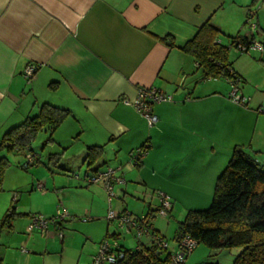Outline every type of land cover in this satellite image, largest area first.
<instances>
[{
    "label": "crops",
    "instance_id": "0c3cea01",
    "mask_svg": "<svg viewBox=\"0 0 264 264\" xmlns=\"http://www.w3.org/2000/svg\"><path fill=\"white\" fill-rule=\"evenodd\" d=\"M236 1L0 0V140L34 116L41 104L48 103L71 112L54 131V142L64 150L72 144L67 140L77 142L78 151L69 156L84 160L88 146L103 147L102 157L90 170L127 162L128 152L148 142L150 147L141 163L125 167V183L139 180L164 190L168 162L183 157L192 158L199 167L213 161L211 171L191 175L194 191L207 183L213 185L223 170L216 147L223 139L221 135L226 136L228 149L244 144L239 139L243 134L239 113L243 112L241 124H245V113L251 115L255 108L264 107V92L253 94L254 110L239 107L228 99L229 87L221 81L225 78H204V70L179 46L192 40L207 21L223 33L227 9L231 13L238 10V20L245 23L250 0ZM257 25L264 31L259 20ZM239 35L238 31L230 38ZM166 36L174 45L161 40ZM256 52L264 54V50ZM230 62L232 70L247 82L244 69ZM31 63L38 68L27 82L23 70ZM254 86L258 90L260 85L256 81ZM140 87H154L172 97V101L152 104L157 122L151 126L122 100L134 98ZM259 117L254 116L249 146L264 155V124L258 126ZM206 144H210L209 151ZM261 155L257 159L264 163ZM159 158L165 163L163 171L157 164ZM52 164L48 173L36 180L30 177L25 184L9 185V168L6 170L0 191V219L12 205L14 193L17 200L10 224L0 228V264H90L106 236L118 234L111 229L113 220H105L109 204L102 188L64 192V186L72 181L60 180L63 173L56 169L63 166L57 161ZM180 174L190 175L187 171ZM157 176H162L159 182L149 180ZM122 186L115 188L116 193L121 188L138 192L135 185ZM74 194L86 197L87 204L74 202ZM130 204L124 205L129 208ZM60 206L69 216L90 219L66 220L62 238L54 225L25 232L31 213L52 216ZM21 246L28 251L20 252Z\"/></svg>",
    "mask_w": 264,
    "mask_h": 264
},
{
    "label": "trees",
    "instance_id": "16d2710c",
    "mask_svg": "<svg viewBox=\"0 0 264 264\" xmlns=\"http://www.w3.org/2000/svg\"><path fill=\"white\" fill-rule=\"evenodd\" d=\"M255 1L257 0H253ZM246 17L245 22L250 18L249 10ZM220 33L219 28L207 21L192 40L179 46L181 51L192 56L204 70V78L227 79L236 74L231 68L230 48L237 38L244 39V36L233 37L229 45H224L217 41ZM161 40L174 45L172 38L168 36ZM70 114L68 109L43 103L34 116L4 134L0 140V191L3 189L6 170L10 166L5 153L31 151V143L46 128L49 131L47 141L52 142V134ZM257 154L258 151H254V154L247 152L242 145L233 147L227 164L216 177L209 206L191 209L178 221L176 241L189 235L197 244L204 243L211 249L223 250L236 246L240 251L231 264H264V163L258 161ZM56 155L51 154L55 162L60 158L59 154ZM102 155V146H88L84 157L88 169ZM33 161L34 157L31 164ZM28 166L24 164L23 167ZM13 204L0 219V228L10 224L15 206ZM146 215L150 216L151 213ZM108 237L118 239L119 234L106 236ZM121 247L124 257L115 264H179L172 260L170 252L158 253L154 247Z\"/></svg>",
    "mask_w": 264,
    "mask_h": 264
},
{
    "label": "rangeland",
    "instance_id": "374dc122",
    "mask_svg": "<svg viewBox=\"0 0 264 264\" xmlns=\"http://www.w3.org/2000/svg\"><path fill=\"white\" fill-rule=\"evenodd\" d=\"M229 1L230 0H228V2ZM248 5H249L248 9L251 12L252 16L245 23H243L242 21L244 19L238 20L239 12L236 9H232V13L228 12L229 9H227L226 16L224 13V17H223L224 22L221 26L223 33H220L219 36V40L222 44L229 45L231 41L230 37L234 36L238 31L241 34V36H244L246 34H251L252 32L249 26L250 23L257 24V21L259 20L260 25L264 26V0H257L255 2H253V0H250ZM262 34H264V31L260 30L259 26L257 25V27L253 31L254 38L260 41H264L262 40ZM229 59L233 61L234 65L237 66V68L239 69L241 68L242 70L244 69V71L248 75L245 76V78L248 79L247 82H244L242 77L240 76L241 79L236 85L239 89V92L240 93L242 92L246 98H249V100L247 102V105H240V104H236V105H238L241 108H252L254 110V107H256V105L254 106V101H256V98H253V94L257 92H264V65H261L262 61H264V54H260V52H256V51H250L248 53L246 52L239 53L236 52L234 48L231 47ZM224 80L228 83V85L225 81L221 79V81L224 82V84L229 87L228 89L229 90L228 96H229L231 90L233 89V84L227 79ZM256 81L260 85L258 90H256L254 86ZM259 108L264 109V107L255 108V111H253L254 114L252 113L251 115L244 112L246 114L244 115L245 124H241L240 115L243 112L240 111L239 113V120H240L239 127L241 126L243 127L242 130L243 134L239 136V139L240 141H244L243 142L244 144L239 143L238 145L239 146L242 145V147H244V149L247 152H252V154H254V150L251 149V147L249 146V141L253 133L252 129L254 124V116L255 115L260 116L258 120V124H259L258 126L264 124V120H262V118H264V112L258 111ZM48 136H49V131L46 128L43 131H41L38 134V136L35 138V140L31 143V148H32L31 151L27 150L26 152L14 151L12 153H5L6 157L10 162V167H8L9 168L8 172H10V175H8L9 185H16V183L25 184L27 183L26 180H29L30 177L31 178L34 177L35 180L39 179L38 176L46 172L48 173L49 166H52L53 165L52 163H55V159L51 157V154L55 156H57L56 154H59L60 158L57 161V163H59V165H62L63 167L62 169L57 168L56 170L63 173V176L60 177V180L62 181L67 180L69 182L72 181V183H70L69 185L64 186V188L62 189L64 192L65 191L76 192L75 190L80 191L82 188H88L90 186H100L104 192L107 201L105 190L103 189L101 184H88L86 182L85 173L87 171H92L88 169L87 161L83 159L79 160V158H75L73 155H72L73 157L69 156V154H74L76 153V151H78L77 142L75 143L74 139L67 140L68 141L67 143L72 142V144L69 146V148H66V150H64L63 147H59L58 144L54 142L55 141L54 133L51 136L53 139L52 142L47 141ZM221 136L223 138L222 141L220 142V144L216 145L217 149H219V156L221 158L220 160L222 163L220 170H222L225 167L232 153V148L228 149L227 147L228 145H226V141H227L226 136L225 135H221ZM206 146H207L206 147L207 151H209L210 144H206ZM64 152L67 153L64 155L63 154ZM28 153L34 154V161L31 165L25 168L23 166L27 161L26 155ZM128 153L126 154L127 156L125 158L127 162L122 163L123 173H125L126 170L125 167L127 166L134 167L131 166ZM260 155L261 154H257V156L259 157ZM175 156H177V153L175 154ZM144 157H146V155L143 156L142 159ZM215 161H219V158L216 157ZM119 163L120 162H116V164L113 165H117ZM157 164H160L159 167L164 168L165 163L164 160H161V158H159ZM64 165H69L71 169L67 168V166ZM167 165L169 167L165 171L167 175L165 177L167 180L163 181V184L166 185V187H164V190H162V188H157L154 186H145L139 180L129 179L128 182L125 184L129 186L132 185L137 186L135 190L138 192L133 193L131 189H129L128 192H126L125 190V193L119 202L120 203L124 202V204L125 202L131 203L129 205V208H127L124 204L123 207L128 212H131L132 215L135 216L146 215L148 209H151L150 221L152 227H154L163 234L162 235L158 232L160 235L163 236V238L168 243V251L171 253H175L176 250L178 249L177 241L175 240L178 221L182 220L186 215V213L191 209H204L209 206L213 196L215 181L213 185L210 184L208 185L207 183L199 191L198 190L194 191L193 189L192 181L194 179L192 178L191 175L192 174L195 175L197 171L200 173H206L207 171H211L212 170L211 165H213V161L210 162V160H207L205 162V166L199 167L196 165L195 162L192 161V158L191 160H189L188 158L184 159L183 157H181L179 158V160L169 161ZM186 171L190 173L189 176H185V175L183 176L180 174ZM160 178H162V176L150 178L149 180L153 182L155 181L154 179H158L159 182ZM125 179L127 180L126 176ZM125 184L122 186L123 188H125ZM159 192L165 194L169 202L171 203V207L166 211L167 213L165 216H162L157 213L158 208L161 207V202L158 197ZM74 197H75L73 200L74 202L80 201L82 203L87 204V202H85L87 200L86 197L81 196L79 194L78 195L74 194ZM143 198L145 199V201H143ZM133 205H135V209H133ZM60 207L61 208L59 210L64 211V208H62V206ZM108 210H109V206L107 205L105 220L110 222L111 220L107 219ZM56 211L57 210H55L52 216L56 215ZM31 214L42 215L44 217H51V216H45L40 213H31ZM30 215H29V219H30ZM84 217H89V216L68 215L67 217H65L64 220L62 221V233H64L65 231L64 223L66 222V220L69 219L71 221H76V222H88L89 220L87 221L82 220V218ZM110 224L112 225L111 229L115 233L119 234L118 239L121 241V244L124 247L133 248L137 244V240L135 236H133L131 232L130 233L126 232L123 228H120L118 226L116 219H113V221H111ZM27 225L28 223L25 226L26 233H27ZM49 226L52 225L50 224ZM105 239H109L111 240V242L115 240V238L112 237H108ZM142 241H144V239H142ZM19 250L22 253H26L28 251V248L26 246H21ZM239 251L240 248L236 246L229 249L216 250V249H211L204 243H199L196 245L194 250L188 254L186 258L187 261L186 264H231Z\"/></svg>",
    "mask_w": 264,
    "mask_h": 264
},
{
    "label": "built area",
    "instance_id": "2783aa9c",
    "mask_svg": "<svg viewBox=\"0 0 264 264\" xmlns=\"http://www.w3.org/2000/svg\"><path fill=\"white\" fill-rule=\"evenodd\" d=\"M250 17L252 16L249 11ZM248 21V20H247ZM251 29V34L244 35V39L237 38L231 45L236 52H250V51H262L264 50V41L255 39L253 36V31L257 27L255 23L249 24ZM262 40H264V34H262ZM219 41V40H217ZM38 68V64L31 63L28 64L23 70V76L27 82L31 80L35 71ZM240 76L237 74H232L227 78L233 84V89L231 90L228 98L240 105H247L249 98H246L242 93L239 92L237 83L240 81ZM123 102L125 104L132 105L135 110L145 118L148 125H153L157 122V116L152 112V104L159 103L163 101H172V97L169 94L160 92L154 87H140L137 90L134 98L124 97ZM258 111L264 112V109H258ZM149 143L145 142L141 146L131 150L128 155L130 159L131 166H137L141 163L142 157L146 155ZM27 161L25 165L31 164L34 154H27ZM130 165V164H129ZM123 164L119 163L117 165H105L102 168H96L92 171H87L85 173V179L88 184H101L105 190L107 196V201L109 204L108 210V220L116 219L118 226L123 228L126 232H131L137 240V244L133 247L135 249H141L142 247H154L157 251L161 253H169L168 243L154 228L152 227L150 216L142 215L135 216L131 212H128L123 206H115L116 203L123 197L125 190L121 189L119 193H116V187L125 184L126 180L124 177ZM41 187V184L38 185ZM159 200L161 202V207L158 208V214L165 216L166 211L170 209L171 203L169 202L167 196L161 192L158 194ZM16 193L13 194L12 202H16ZM12 203V204H13ZM14 205V204H13ZM11 209V207H10ZM69 214L66 210L60 211L57 209L56 215L51 218L44 217L42 215L31 214L27 225V232L32 230H46L50 224L56 226L58 230V235L60 238L63 237L61 222ZM89 217H84L82 220L87 221ZM144 239V241H142ZM197 245V241L189 235H184L177 241V250L175 253H171V258L174 262L179 264H184L186 257L191 253ZM23 251V250H22ZM124 257V251L119 245L118 240L115 239L111 242L109 239H104L97 252L91 257L90 264H115L119 259Z\"/></svg>",
    "mask_w": 264,
    "mask_h": 264
},
{
    "label": "water",
    "instance_id": "95a60500",
    "mask_svg": "<svg viewBox=\"0 0 264 264\" xmlns=\"http://www.w3.org/2000/svg\"><path fill=\"white\" fill-rule=\"evenodd\" d=\"M158 253H160V251H158Z\"/></svg>",
    "mask_w": 264,
    "mask_h": 264
}]
</instances>
